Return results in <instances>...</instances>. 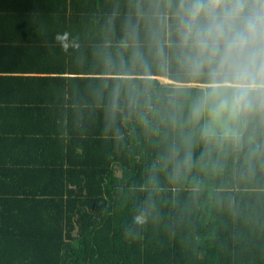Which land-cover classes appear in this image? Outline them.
<instances>
[{"label":"trees","instance_id":"16d2710c","mask_svg":"<svg viewBox=\"0 0 264 264\" xmlns=\"http://www.w3.org/2000/svg\"><path fill=\"white\" fill-rule=\"evenodd\" d=\"M156 2L0 0V157L11 161L0 179L16 176L0 186V264H264L259 119L220 170L194 168L174 185L158 169L149 190L167 141L128 97L160 108L173 89L199 86L149 49L138 12ZM133 24L142 63L122 43ZM57 32L69 34L67 51Z\"/></svg>","mask_w":264,"mask_h":264},{"label":"clouds","instance_id":"9594fccd","mask_svg":"<svg viewBox=\"0 0 264 264\" xmlns=\"http://www.w3.org/2000/svg\"><path fill=\"white\" fill-rule=\"evenodd\" d=\"M138 15L145 17L155 58L174 64L180 79L199 84L173 89L160 108L139 95L128 97L141 125L155 134L163 126L166 148L148 177L155 192L158 169L167 170L170 184H180L194 168L220 170L230 151L256 134L257 119L264 134V0H157ZM137 27L130 26L122 43H131L133 62L142 63ZM53 40L62 51L72 46L67 32H57ZM191 186L196 193L201 184L192 178ZM133 220L143 225L147 217L141 213Z\"/></svg>","mask_w":264,"mask_h":264},{"label":"crops","instance_id":"0c3cea01","mask_svg":"<svg viewBox=\"0 0 264 264\" xmlns=\"http://www.w3.org/2000/svg\"><path fill=\"white\" fill-rule=\"evenodd\" d=\"M6 74H9V73H6ZM16 74H18V73H16ZM160 79H161L162 81H164V82H170V80H169L168 78H166V77H160ZM164 79H165V80H164ZM17 83L20 84L21 86H25L26 88H28V84L25 83V82H22V81L18 80ZM191 85H194V83H192ZM0 86H3V84L0 83ZM16 88H19V90L15 91V92H17V94L21 95V89H20V86H16ZM30 93H34V92L32 91V89L30 90ZM3 97H6V96H5L4 92H1V93H0V102L5 101V100L3 99ZM19 97H20V96H19ZM8 98H9V96H8ZM35 125H37V123H36ZM0 151H1V150H0ZM22 158H23V157H22ZM7 166H11V161H5V160H3V159L0 157V168H4V167H7ZM4 179H5V180L0 179V186H1V185H4V184L7 185L8 182H9V183H11V182H16V176H14V175H10V178H8V179L4 177ZM0 196H9V195H7V193H6L5 195H0ZM1 198H4V197H1Z\"/></svg>","mask_w":264,"mask_h":264},{"label":"rangeland","instance_id":"374dc122","mask_svg":"<svg viewBox=\"0 0 264 264\" xmlns=\"http://www.w3.org/2000/svg\"><path fill=\"white\" fill-rule=\"evenodd\" d=\"M165 80V79H164Z\"/></svg>","mask_w":264,"mask_h":264}]
</instances>
